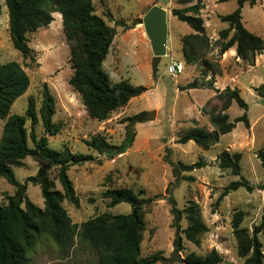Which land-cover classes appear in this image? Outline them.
Wrapping results in <instances>:
<instances>
[{"label": "rangeland", "instance_id": "1", "mask_svg": "<svg viewBox=\"0 0 264 264\" xmlns=\"http://www.w3.org/2000/svg\"><path fill=\"white\" fill-rule=\"evenodd\" d=\"M0 1L4 3V0ZM198 1L204 5L201 17L206 35L211 40V51L205 60L196 65H185L182 73L171 76L167 73V67L172 60L183 61L181 38L192 32L187 24L171 14L172 10ZM93 3L97 15L103 16L110 12L115 22L133 25L128 31L116 27V38L104 61V68L112 80H126L146 89L104 122L88 118L79 94L69 85L73 72L61 16L53 14L54 20L47 28L27 36L28 46L32 50L28 58H23L12 46L7 9L3 5L0 16V63L17 62L30 80L27 92L16 100L10 114H24L30 98L35 100L36 109L39 110L43 87L46 85L56 101L53 120L61 127L58 135L48 137L49 146L59 151L68 147L74 153L91 154L94 158L90 162L72 166L68 171L78 198L77 205L68 201L63 204L72 222L79 225L102 213H130L131 208L125 203L109 208V200L103 198V193L109 188H131L140 197L151 200L145 215L141 257L159 252L163 258L169 259L175 251V234L167 186L174 179L171 167L163 161V157L165 149L170 148L174 162L193 164L201 160L205 163L201 169L182 173V176L193 177L194 181L182 180L173 191L178 209H183L188 201L198 204L208 228V232L201 237L200 247L184 241V250L179 257L184 259L190 253L204 257L215 249L223 258L221 264H244L237 256L231 222L236 212H243L242 227L252 233L254 227L259 226L264 219V189L259 188L264 184V167L256 156L264 147V99L256 92L258 87L264 85V52L256 55L253 66L237 58L235 49L219 55L215 41L218 40V32L228 25L222 23L218 16L233 12L237 7L236 2L192 0L190 4L181 5L178 0H94ZM153 5L168 12L166 56L161 58L155 74L152 72L151 46L141 24L143 16ZM104 19L110 26H115L114 21ZM242 23L249 32L264 40V0L253 7L244 5ZM202 73L214 79L215 89L219 91L227 87L239 90L248 105L245 111L233 103L227 114L233 121L246 113L249 128L237 123L231 133L221 136L219 142L209 150H203L192 141L184 145L177 144V139L193 127L213 130L201 109L216 93L181 89ZM212 105L220 106L217 101H213ZM140 113H144V121L135 124L134 143L123 155L112 159L109 155L93 152L84 143L101 135L108 143L120 145L125 138L126 120ZM153 114V120L148 121V116ZM3 124L4 121L0 120V137ZM37 132L40 136L43 134L41 125L37 126ZM223 150L242 155L241 177L254 186L252 192L239 189L219 200L225 187L240 179L234 177L230 170L219 167L218 155ZM41 165L43 162L37 157L26 158L22 167L13 169L16 179L21 184L25 183L27 178L37 173ZM49 178L55 182L57 190H62L57 180V168L50 169ZM26 187L27 197L43 208L39 186L28 183ZM15 190V187L0 178V205H5L6 197L13 195ZM181 226L186 227L185 220ZM259 240L264 251V232L259 234ZM96 259V254L80 245L77 238L69 253L62 252L51 241L44 239L32 255L34 264H95Z\"/></svg>", "mask_w": 264, "mask_h": 264}, {"label": "trees", "instance_id": "2", "mask_svg": "<svg viewBox=\"0 0 264 264\" xmlns=\"http://www.w3.org/2000/svg\"><path fill=\"white\" fill-rule=\"evenodd\" d=\"M94 0H4L0 1V16L2 5L8 14V30L13 48L23 58L31 57L32 50L28 46L29 34L47 28L58 13L62 19V29L69 47L70 67L72 76L69 80L71 88L79 94L89 119L104 122L109 117L125 108L129 102L146 89L130 84L128 81H114L104 68L114 40L116 27L124 31L132 29L133 25L115 22L110 12L103 16L96 14ZM235 1L236 9L227 15H219L218 19L228 27L218 32L215 46L219 55L235 49L236 57L249 66H253L256 55L264 52V40L249 32L242 23V8L245 4L255 6L261 0H218L219 3ZM179 4L187 5L192 0H178ZM204 5L201 1L180 9H173V15L187 24L191 33L181 38L182 58L184 65H196L206 59L210 53L211 40L206 35L201 11ZM114 21L112 27L104 19ZM215 81L206 73L194 77L182 90H210L216 95L205 103L201 112L207 116L212 131L193 127L177 139V144H187L192 141L203 150H209L220 140L221 136L231 133L237 123H243L249 128L246 113L230 120L227 111L233 103L247 111L248 105L237 89H215ZM30 80L23 68L17 62L0 63V120L4 121L0 137V178L15 187V193L7 196V203L0 205V264H34L32 255L36 247L44 239L51 241L59 250L69 253L74 247L75 238L96 254L95 264H162L163 257L159 252L148 257H141V243L145 231V215L151 200L140 197L131 188H109L103 193V198L109 200V208L121 203L128 204L131 212L124 215L98 214L81 224H74L64 208L65 201L77 205L78 198L68 171L72 166L90 162L91 154L74 153L68 147L62 151L49 146L48 137H54L60 132V124L54 122L56 101L44 85L42 102L39 110L33 98L29 99L24 114H10L16 100L28 90ZM258 96L264 99V85L256 89ZM217 101L220 106L212 105ZM144 121V113L137 114L126 120V133L122 143L112 145L97 135L85 140L86 146L97 154H106L110 158L123 155L133 145L135 139L134 126ZM41 125L43 134L37 132ZM30 143L32 146H30ZM163 161L171 167L174 181L167 186L170 195L169 205L174 229L173 247L175 251L184 250V241L200 247L201 237L208 232L203 222L198 204L188 201L183 209H178L173 198V191L180 181L193 182V177L182 176V173L192 172L205 167L199 160L193 164L174 162L172 151L165 149ZM261 166L264 167V147L256 154ZM28 157H37L43 165L34 176L21 184L16 179L14 168L24 165ZM240 153H230L223 150L218 155L219 167L230 170L234 177L240 179L225 187L222 199L230 192L245 189L252 192V186L241 177ZM51 168H57V180L62 190H57L55 182L49 178ZM31 183L39 186L44 206L35 205L26 195V185ZM264 189V184L259 186ZM243 212L233 215L231 227L236 242L237 256L244 264H264V251L259 240V234L264 232V219L255 226L252 233L242 227ZM186 221V227L181 226ZM223 258L212 249L204 257L194 253L183 259V264H221Z\"/></svg>", "mask_w": 264, "mask_h": 264}, {"label": "water", "instance_id": "3", "mask_svg": "<svg viewBox=\"0 0 264 264\" xmlns=\"http://www.w3.org/2000/svg\"><path fill=\"white\" fill-rule=\"evenodd\" d=\"M173 15V12L171 13ZM167 10L159 7L158 5H153L145 13L142 18V26L146 37L149 40L153 60H152V72L156 73L157 66L161 58L166 56L167 41H168V26H167ZM153 116H148L147 120L151 121ZM180 252L174 251L173 255L169 259H162V264H183V259L179 257Z\"/></svg>", "mask_w": 264, "mask_h": 264}, {"label": "built area", "instance_id": "4", "mask_svg": "<svg viewBox=\"0 0 264 264\" xmlns=\"http://www.w3.org/2000/svg\"><path fill=\"white\" fill-rule=\"evenodd\" d=\"M184 69H185V65L183 62H175L172 60L169 66L167 67V73L170 74L171 76H176L182 73Z\"/></svg>", "mask_w": 264, "mask_h": 264}]
</instances>
